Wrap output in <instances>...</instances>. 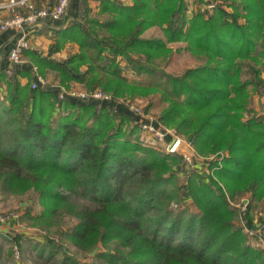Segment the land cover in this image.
Masks as SVG:
<instances>
[{
    "label": "trees",
    "instance_id": "trees-1",
    "mask_svg": "<svg viewBox=\"0 0 264 264\" xmlns=\"http://www.w3.org/2000/svg\"><path fill=\"white\" fill-rule=\"evenodd\" d=\"M185 1L101 0L68 25L65 16L43 23L59 32L53 51L77 45L61 63L23 54L62 86L145 100L194 145L204 161L193 166L131 139L126 110L58 98L55 87L32 88L30 74L21 84L0 68V191L32 193L40 209L22 215L56 233L43 235L31 264H264L226 197L250 191L264 210V115L249 88L264 92V0H216L190 13ZM151 26L162 36H143ZM171 43L195 63L167 70Z\"/></svg>",
    "mask_w": 264,
    "mask_h": 264
},
{
    "label": "rangeland",
    "instance_id": "rangeland-1",
    "mask_svg": "<svg viewBox=\"0 0 264 264\" xmlns=\"http://www.w3.org/2000/svg\"><path fill=\"white\" fill-rule=\"evenodd\" d=\"M186 8L187 12H193L198 5L202 6L203 8L208 7V3L204 2L200 4L197 0H186ZM210 4L214 3L213 1H209ZM229 9L231 10V7L228 6ZM157 28V27H156ZM151 33H155L156 35L162 36V31L161 29L158 28L153 30ZM171 47L176 49L166 64V69L169 71H181L184 68L188 66H192L195 63V58L190 56L189 53H187L184 50V47L182 43H171ZM259 64H257L258 66ZM258 67H262V65H259ZM41 77L44 78V80L47 81L48 75H43L41 73H38ZM244 77L249 76L244 69L243 74ZM264 77V71L262 73ZM28 81V80H27ZM30 86L32 83V80L30 79ZM48 82V81H47ZM26 83V82H25ZM58 80L55 84H52L53 86L58 84ZM60 85V84H59ZM66 87V86H64ZM79 88L78 84H73L71 83L68 87L66 88ZM85 90H89L88 88L85 87H80ZM250 88V95H251V104L252 107L254 108L255 112L259 115H264V92L263 91H257L251 86ZM99 89V88H96ZM101 90V89H100ZM103 91V90H102ZM105 92V91H103ZM109 95H111L112 99L108 102H111L114 104L113 107L116 110L115 107L116 104L122 105L126 111L130 114V120L125 123V127L128 128L129 130H133L132 133H130L131 139L138 140L142 145L154 148L162 153H169V154H179L182 156L184 159L183 155L181 154L182 152L185 153L187 157L193 158V160L199 161H204L202 159V156H200L195 148L194 145L187 140L183 135L179 134L178 132L175 131L172 127L162 123L159 119H157L156 116V109L149 108L148 110L145 109L146 106V101L135 97L133 99L131 98H123V97H117L113 95L110 92H105ZM131 106H136L139 107L141 110L138 112H134L131 109ZM142 120L145 123H151L154 124L155 127L162 132V134L168 133V136H164L163 140L160 141L161 145H156V142L153 138V136L148 132V130H144L142 128V122L139 120ZM128 131V130H127ZM129 132V131H128ZM176 137L179 138V144L177 145V148L175 151H170L169 146L163 147L162 144H166L167 142H173ZM205 169V167H203ZM182 176V175H181ZM251 192L249 191H243L234 194L233 196L226 192V197L227 200L232 208L236 210V218L234 221H236V225L239 226L242 230V232L245 235L246 242L250 244L253 248H259L264 250V246H261L259 240L257 239V236L249 234L248 232H245L242 223L240 221V217L244 221H249V227L257 232V230L260 228V226L264 222L262 221V218L264 217V210L261 208V206L254 205V201H252L251 198ZM249 197V204L247 207L246 211H241L239 209V206L241 204V200L243 197ZM189 208L193 210L195 207L193 204L190 202ZM28 207L31 212L34 211H39L40 207L35 199V196L32 193H27L21 196H12V195H3L0 191V213L3 214V216H6V220L0 221V226H3V224H8L9 232H6V234H1L0 233V244L3 246L1 249L2 253V258H0V263L5 261V258L8 257V260H6V264H31V259L33 258L34 252L39 249L40 244L42 243L41 241L43 240V235L48 234L50 237L54 238L55 237V232L53 230V227L49 230L47 229H40L39 226L33 225L32 223V218L28 216H23L24 208ZM14 216V217H7V216ZM64 226V224H63ZM2 228V227H1ZM0 228V230H1ZM14 236H19V241L16 243L13 238ZM58 236V235H57ZM48 237V238H50ZM45 238V237H44ZM61 238H56L58 242H63V245H66L65 240ZM40 240V241H39ZM40 242V243H39ZM67 247L69 248L70 251L74 252V247L71 244L67 243ZM9 250L13 251L12 253L9 252ZM46 250V249H45ZM9 253H11L9 255ZM7 255V256H6ZM80 258L84 261V257L80 254H78ZM31 258V259H30ZM89 261H91L89 259Z\"/></svg>",
    "mask_w": 264,
    "mask_h": 264
},
{
    "label": "built area",
    "instance_id": "built-area-1",
    "mask_svg": "<svg viewBox=\"0 0 264 264\" xmlns=\"http://www.w3.org/2000/svg\"><path fill=\"white\" fill-rule=\"evenodd\" d=\"M210 1V0H209ZM215 1L214 3L210 4L207 0V3L209 4L208 7H212L213 5L217 4L218 1ZM69 0H57L54 4L44 3L42 5H35L30 0H5L0 1V31H4L8 28H13L15 32L17 33L12 45L10 46L8 52H7V67H5V72L7 74H11L13 69L12 65L20 63L22 61V54L23 50L25 49H31V43L29 40V31L28 26L31 24H37V23H46L53 19H60L64 16H66V8L68 5ZM3 10H6V13L3 12ZM33 72L36 75V80H33L31 83V87L35 88L40 85H48V82L44 80L43 77H41L36 72V67L34 66ZM54 87L57 89L58 92V98H70L74 100H97V101H110L112 99L111 95L103 92L100 89H93V90H85L82 88H66L62 85L56 84ZM131 109L134 112H138L141 109L136 106H131ZM142 122V128L145 130H148V132L153 136L156 145H161L160 141L163 140L164 136H168V133H163L158 130L154 124L151 123H145L141 119L139 120ZM165 138V137H164ZM173 142H167L166 144H162L163 147L169 146L170 151H175L177 148V145L180 143L179 138L176 137ZM184 157V160L187 162V164L193 166L194 161L193 158L190 156L187 157L185 153H181ZM249 204V197H243L241 200V204L239 206V209L241 211H246ZM7 217H14L7 216ZM6 220V216L0 213V221ZM240 221L242 223V227L245 232H248L249 234L256 235L257 239L259 240L261 246H264V225L262 224L260 228L257 230V232L253 231L249 227V221H244L242 217H240Z\"/></svg>",
    "mask_w": 264,
    "mask_h": 264
},
{
    "label": "crops",
    "instance_id": "crops-1",
    "mask_svg": "<svg viewBox=\"0 0 264 264\" xmlns=\"http://www.w3.org/2000/svg\"><path fill=\"white\" fill-rule=\"evenodd\" d=\"M5 1V0H0ZM35 5H42L44 3L54 4L57 0H30ZM100 1L101 0H69L67 8H66V25L70 24L77 18L78 11L81 8H88L90 9V12L92 14H95L100 7ZM113 3L116 4H131L132 0H110ZM207 1V0H206ZM205 2V0H203ZM4 13H6V10H3ZM86 26V25H85ZM157 26H151L148 29H146L143 32V36H149L151 34L156 35L155 33H151L153 30L157 29L159 30V27ZM87 28V27H85ZM57 29L48 27L46 24L43 23H37V24H31L28 26L29 31V40L31 43V49L33 52L38 54L41 57L44 58H50L54 60L57 63H61L62 60L68 58L71 54V52H74L77 49V45L73 42L67 41L63 43L60 49L58 50H52V46L55 42L56 35L59 33L56 31ZM16 32L13 28H8L4 31H0V68L7 67V52L12 45L14 38L16 36ZM160 36V35H158ZM183 44V43H182ZM34 64L32 61L26 56V54H22V61L17 64L12 65V69L17 71L19 80L21 84H24L28 80L27 74H30L32 76L31 80H36V75L33 72ZM20 72H23L22 75H20ZM48 85L46 87H54L52 84H55L57 82V79L55 78L53 73H48ZM73 84H78L79 87H81V83L79 81H72ZM105 105L108 106H114L111 102L105 101ZM115 107L120 110H125V108L122 105L116 104ZM2 227V228H1ZM1 234H6V232H9L8 224H3V226H0Z\"/></svg>",
    "mask_w": 264,
    "mask_h": 264
},
{
    "label": "water",
    "instance_id": "water-1",
    "mask_svg": "<svg viewBox=\"0 0 264 264\" xmlns=\"http://www.w3.org/2000/svg\"><path fill=\"white\" fill-rule=\"evenodd\" d=\"M2 46H0V49H1Z\"/></svg>",
    "mask_w": 264,
    "mask_h": 264
}]
</instances>
